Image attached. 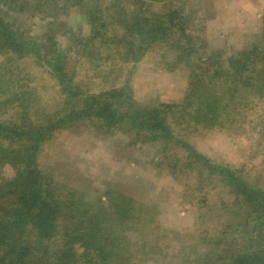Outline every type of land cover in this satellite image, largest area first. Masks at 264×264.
<instances>
[{"label":"trees","instance_id":"trees-1","mask_svg":"<svg viewBox=\"0 0 264 264\" xmlns=\"http://www.w3.org/2000/svg\"><path fill=\"white\" fill-rule=\"evenodd\" d=\"M158 1L163 2V11L153 10L154 3ZM8 2L9 10L13 11H16L17 5L21 8L27 5L42 13L45 9L56 11L60 5L57 11L80 7L85 13L89 32L81 35L66 28L67 44L60 50L64 54L56 52L58 43L55 37L48 42L46 39L45 42L32 40L14 23L0 18V53H33L39 60L37 63L59 77L62 84L65 77L63 66L68 59L78 62V65L89 60H103L108 62L109 67L96 63L100 66L99 74L102 71L110 74L113 64L136 63L152 45L180 49L176 66L183 65L189 70L182 103L145 105L144 108H137V113L125 112V116L132 120L133 126L140 127L137 128L140 133L133 131L137 138H141L140 141L160 143L165 138L185 146L188 159L181 166L188 172L177 165L174 168L185 174L194 171L199 179L205 174L216 178L222 183L226 195L232 198L223 201L221 213L215 209L210 214L209 208L199 211V226L206 221L214 222V216H217L215 220L220 226L219 229L206 230L190 241L197 247L190 248L189 255L185 256L187 262L182 261L186 249L180 246L174 252L165 235L151 245L146 241L149 230L145 229L154 212L149 215L143 203L133 202L127 195L111 189L106 192L105 200L92 203L85 200L80 192L53 180L40 166L39 155L43 145L57 129L69 125L79 115L75 111H85L87 116L95 111L93 117L109 125L124 120L114 112L113 101L105 99L115 97L114 88L104 90L93 98L92 95L85 98L80 109L69 99L64 103L62 111L65 112L57 115L53 124H50L49 118L56 115L49 118L42 115L38 124L37 121L28 123V119L20 124L0 121V171L6 166L14 170L12 177L0 179V264H165L166 259L171 262L173 257L163 254L169 247L165 245L169 243L177 257L180 256L179 264H212L213 257L209 254L215 253L217 258H221V264H264V185H260L263 180L259 176L252 182L246 174L239 175L238 170L228 164L196 152L182 139L183 134L178 133L179 130L184 131L182 124L198 131L201 125L210 126L209 121L212 126L235 122L238 117L229 118V111H238L239 115L259 105L264 110V25L261 39L251 48L235 55H226L222 50L210 56H200L198 61H194L192 55L195 52L205 51L204 33L202 36V29L197 28L198 34H193L196 17L186 11L183 3L172 8L174 1L167 0ZM190 19H193L192 23ZM197 41L202 43L201 46L197 47ZM94 49L98 51L97 55ZM52 51L57 54L49 56ZM107 52L110 53L105 54ZM29 55L22 58H29ZM5 85L1 80L0 97L10 93ZM62 91L66 92L64 85ZM128 92L132 91L128 89ZM23 95V110L27 111L30 92L24 91ZM132 96L129 94L128 100H132ZM6 103V98L0 101V104ZM124 103H127V98ZM11 109L19 111L21 108L12 105ZM24 116L29 118L27 113ZM252 121L262 139L260 173H264V113ZM3 138L8 142V148L1 142ZM11 141H15L18 147L11 149ZM237 210L239 214H234ZM235 216L238 217L235 219ZM241 241L244 245L237 247ZM202 248L204 252H200ZM159 258L165 259L163 263L158 261Z\"/></svg>","mask_w":264,"mask_h":264},{"label":"rangeland","instance_id":"rangeland-1","mask_svg":"<svg viewBox=\"0 0 264 264\" xmlns=\"http://www.w3.org/2000/svg\"><path fill=\"white\" fill-rule=\"evenodd\" d=\"M167 1H174L172 8L180 7L183 3L186 11L192 12L196 17L193 34H198L197 28L202 29V36L204 33L205 51L201 49L195 52L192 55L194 61H198L200 56H210L222 50L226 55H235L251 48L261 39L264 0ZM7 3L8 0H0V18L14 23L16 28L32 40L40 39L39 41L45 42L46 39L48 42L55 37L56 43L60 45L55 46L57 53L66 47V28L81 35L89 32L90 25L80 7L57 11L59 5L56 11L45 9L41 13L27 5L23 8L17 5L16 11L9 10ZM152 8L154 11H163V2L154 3ZM190 21L192 23L193 19ZM190 30L191 28L188 31ZM201 44L197 41V47ZM179 50L168 45H152L136 63H112V70L108 68L110 74L103 71L99 74L100 66H96V63L106 65L105 68L109 67L108 62L103 60L98 62L94 59L78 65V62L68 59L63 66V84L59 77L55 74L53 76L47 68L37 63L39 60L33 53H0V81L3 80L7 84L5 87L10 92L0 97V101L6 98L5 105H8L6 107L0 104L2 123L20 124L28 119V123L37 121L38 124L42 115L48 118L50 115H56L52 119L49 118L50 124H53L57 115H63L65 112L62 111L64 103L69 99L80 109L84 99L90 95L93 98L104 90L116 89L114 98L105 99L113 101V108L116 110L114 112L118 117L124 118L123 121L109 125L95 119V111L91 116H87L85 111H75L79 112V115L73 118L69 125L57 129L53 137L45 142L39 155V164L53 180L80 192L85 200L92 203L98 202L99 199L105 200L109 189L120 191L133 202L143 203V208L146 206L149 215L154 212L152 221L145 229L149 230L146 232L149 234L146 241L154 245L158 238L165 235L167 241L173 245V248L170 243L165 245L169 247L163 253L173 255L171 262L163 258L158 259L162 263L165 260V264L180 263V256L177 257L174 253L180 246L183 250L186 249L182 261L187 262L185 256L189 255L190 248L197 247L190 241L200 233L219 229L220 226L215 220L217 216L213 217L214 222L206 221L199 226V211L204 212L209 208L210 214L215 209L221 213L220 208L222 209L225 203L223 201L232 198L226 195L222 183L216 178L205 174L199 179L194 171L185 174L177 170L184 169L181 164L188 159L185 146L165 138H162L160 143L140 141L141 138H137L135 134L139 132L137 128L140 127L136 124L133 126L132 120L125 116V112L137 113L139 111L135 110L144 108L145 105L161 102L182 103L187 90L189 70L183 65L176 66ZM56 52L52 51L49 56H55ZM94 52L98 54L95 49ZM24 55H29V58L23 59ZM63 85L66 92L62 91ZM120 88H123L124 92L119 91ZM128 89L132 92H128ZM24 91L30 92L27 101L30 107L27 111L23 110L25 104L21 101ZM129 94L133 95L132 100H128ZM126 98L127 103H124ZM12 105H19L21 109L11 111ZM229 112V118L238 117L235 122L222 125L216 123L212 126L209 121L210 126H198V131L182 124L184 131L179 130L178 133L183 134L182 139L193 146L196 152L228 164L238 170L239 175L246 174L252 182L260 176V180H263L260 185H264V173H260V162L263 159V148L260 146L262 139L252 121L263 114L264 110L259 105L258 108L242 111L239 115L238 111ZM25 113L29 118H24ZM3 139L1 142L8 148V142ZM15 141L10 142L11 149L18 147L14 144ZM175 165L178 168L175 169ZM184 172L188 171L184 169ZM13 175L14 170L10 166L3 167L0 171L1 180ZM152 208L155 209L148 211ZM234 214H239V211ZM236 217L238 216H235V219ZM243 245L244 241H241L237 247ZM204 251L205 249H200V252ZM209 255L213 257L212 264L222 263L221 258H217V253Z\"/></svg>","mask_w":264,"mask_h":264}]
</instances>
